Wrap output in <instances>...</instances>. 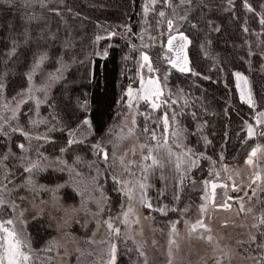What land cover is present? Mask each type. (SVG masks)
Here are the masks:
<instances>
[{"label": "rangeland", "instance_id": "rangeland-1", "mask_svg": "<svg viewBox=\"0 0 264 264\" xmlns=\"http://www.w3.org/2000/svg\"><path fill=\"white\" fill-rule=\"evenodd\" d=\"M163 2L169 3L157 0L153 5L154 10L147 14L143 7L144 28L138 42L137 75L136 80L130 83L136 90L139 88L138 74L161 78L164 94L157 103L166 100L167 104H162L160 113H156L159 109L153 110L150 103L143 101L134 102L130 108L126 96L129 84L116 116L98 136L93 137L91 127L80 125L77 120L66 126L68 128L62 127V117L54 107L53 91L67 77L75 79L77 69L86 61L90 70L92 59L89 57L104 56V50L95 47L101 46L96 45V39L84 57L81 51L66 57L65 52L59 48H55L58 51L52 53L46 50L37 53L27 69L26 84L16 93L7 90L9 75L5 71L9 68L8 64L2 68L0 83L4 84V89L0 91V187L6 184L11 192L4 195L9 203L0 208V219H13L16 228L26 232L35 249L34 264H103L111 243L117 245V264H264V248L258 247L264 244V236L261 235L264 233V224H261V219H264V137L259 135L264 130V123L258 126L256 121L247 122L253 125L257 133L253 138L261 137L257 143L262 148L260 159L254 160L251 166L245 163L247 158L237 165L227 164L222 153L219 158H215L204 151L198 152L187 142L186 122L182 112L187 113L189 100L181 90L174 96L170 92L168 78L163 79L172 67L164 60L166 47L160 57V65H156L152 59V52L156 53V47L161 46L163 36L183 32L180 28L184 23L182 17L185 16L177 15L171 19L175 30L171 32L167 20L159 16V12H164L160 8ZM249 2L255 5L252 7ZM246 4L251 6V10L246 7L260 23V29L250 31L245 27L244 43L250 46L252 52L260 47V55L264 59V24L261 23L264 20V0H247ZM141 52L150 56L157 72L148 73L147 68L139 67ZM41 55H46L47 59L34 73L31 81V86L37 90L28 93L26 90L30 84L27 74ZM71 70L74 71L69 73ZM237 72L247 77V90H250L254 101L249 75L243 70L234 71ZM21 92L23 95H18ZM238 93L240 97V89ZM30 95L35 99L29 100ZM21 100L27 103L20 104ZM36 100L43 101L38 108ZM14 112L16 119H13ZM260 112H264V109L256 111L255 117ZM165 113H168L169 120L168 143L182 152L192 149L197 167L185 172L183 187L179 180L180 173L175 169V159H166L162 162L163 168L157 167L154 172H150L144 182L152 187L155 195L147 192V200L152 205L148 208L141 203V189L138 185V181L143 180L141 157L147 154L141 145L155 146L157 141L149 139L151 132H144V128L147 126L155 131L159 138L164 129L162 120L158 118H162ZM31 121L38 123L33 125ZM204 122L198 120L196 125ZM18 127L22 132L13 131ZM197 128L203 130L204 126ZM245 128L247 133L246 125ZM72 130L76 134L69 137L68 133ZM173 131H180V136L173 137ZM22 133H27L31 139H26ZM44 136L48 139H37ZM202 137L206 138L205 134ZM70 138L80 143L69 146L67 140ZM20 144L27 151L19 148ZM93 145H99L100 149L108 153L107 162L103 159V153L98 154ZM61 148L67 150L61 152ZM9 149L14 155L9 154ZM6 154L7 159H4ZM77 157L80 158L78 162ZM121 158L123 165L120 163ZM130 161L137 163L130 164ZM29 162H38L43 170L26 172ZM124 167L130 171L120 175ZM186 168V165L182 166V169ZM257 173L260 175L258 180L255 179ZM113 175L122 181H130L131 199L115 190L123 185L114 183ZM29 180L31 183H28ZM205 180L218 185L214 190V202L210 196L205 199L213 191L211 184L205 189ZM234 185L238 191L233 190ZM184 188L186 192L182 198ZM175 196L180 198L175 199ZM13 202L17 205L15 209L11 206ZM225 202L230 205L229 208L219 207ZM129 207L132 211L127 216V223H122ZM158 208H166V214L157 211ZM109 220L115 228L120 229L119 235H109L110 230L105 223ZM198 220H202L206 227L192 231L191 224ZM173 222H176L175 231ZM35 228L39 229V235L34 233Z\"/></svg>", "mask_w": 264, "mask_h": 264}, {"label": "trees", "instance_id": "trees-1", "mask_svg": "<svg viewBox=\"0 0 264 264\" xmlns=\"http://www.w3.org/2000/svg\"><path fill=\"white\" fill-rule=\"evenodd\" d=\"M145 3L146 0H0V74L8 64L7 90L16 93L26 84L27 69L42 50L52 53L59 48L66 57L81 51L84 57L96 36L106 37L96 41L101 46L95 47H101L107 55L89 57L91 69L86 61L77 69L75 79L67 77L52 94L62 127L68 128L75 120L82 125L88 117L93 137L98 136L116 116L127 86L136 80ZM246 3L247 0H169L160 6L165 20L177 15L186 17L180 29L191 41L186 50L191 71L181 73L171 67L167 75L170 92L177 96L181 90L189 100L187 113L182 112L187 142L198 152L215 158L222 153L225 163L232 165L244 162L261 139H249L245 122L253 121L256 111L264 109V59L260 47L253 46L257 50L252 52L243 39L245 27L258 31L260 23ZM110 32L118 35L107 38ZM166 39L163 36L161 46L152 52L156 65L162 62ZM235 70L249 75L255 107L240 99ZM160 112L161 109L156 113ZM198 120L205 122L196 125ZM197 126L204 128L199 130ZM185 192L186 188L182 198ZM38 230L35 228L37 235Z\"/></svg>", "mask_w": 264, "mask_h": 264}, {"label": "snow or ice", "instance_id": "snow-or-ice-1", "mask_svg": "<svg viewBox=\"0 0 264 264\" xmlns=\"http://www.w3.org/2000/svg\"><path fill=\"white\" fill-rule=\"evenodd\" d=\"M166 2H169V0H166ZM181 2H184V0H181ZM157 3V0H146L145 6H144V12L147 14L150 11H153V5ZM249 7V10H251V6L247 5ZM160 17L165 16V12L161 11L159 12ZM182 19H186V17H182ZM165 21H159L158 23H163ZM168 29L171 31H175L173 28V21L171 19H168L166 21ZM261 23L264 24V20H261ZM246 30V29H245ZM128 31H131V29H128ZM118 35L115 32H110L108 34L107 38H111L113 36ZM163 35V34H162ZM96 41L99 42L101 40L106 39V37L103 36H96ZM191 43L189 41L188 37L184 35L183 32H177L176 35L169 34L166 39V51L164 52V60L166 63L170 64L172 68L178 70L181 73H186L190 72L191 69L188 67V57L186 54V48L187 45ZM107 55V52L105 51L104 53ZM47 59L46 55H41L39 59L35 61V64L33 66V69L31 72L27 74L28 81L30 84V87L26 90L28 93H33L37 89L34 88V86H31V81L34 73L40 68V65L44 62V60ZM139 67L140 68H147L148 73H155L158 71L157 68H155L152 64V59L146 52H141L140 53V62H139ZM140 75L139 79V88L134 90L131 84L127 88L126 96L128 98V106L131 108L133 106L134 102H139L143 101L145 103H150V106L153 110L159 109L162 107V104H167V101H162L160 103H157V101H160V98L163 96V86L161 85L159 77H156L154 75H149L145 77L142 74ZM236 77V87L240 89V99L244 102H246L248 105L251 107H255V102L252 99L251 92L250 90H247V77L244 76L242 73H235L234 74ZM164 80H167V74L163 77ZM4 89V84L0 83V91ZM18 95H23V92L18 93ZM15 99V97H13ZM29 100H34L35 97L30 95L28 97ZM27 103V101L21 100L20 104ZM43 103V101L36 100V107L38 108L39 105ZM84 107H87V104L84 105ZM19 108V105H18ZM16 114L14 112L13 119H16ZM158 120H162L163 124V133L161 136L158 138L157 134L155 131L150 130L147 126L144 128V132L148 133L151 132V135L148 137L151 140H156L157 143L155 146H150L148 144H143L141 145L142 149L147 150L146 155H142L141 157V163H140V168H141V173L143 175V180L138 181L139 188L141 189V203L144 204L146 207L151 208L152 205L150 202L147 200V189L150 187L146 182L148 178V174L150 172H154L157 167L163 168V163L161 162L160 159L157 158L155 153L159 152L161 149L165 151L166 156L169 160L172 159V157L175 156V169L177 172L180 173V184H183L184 179L186 178L185 172L190 171L192 168L197 167L196 161L191 159V156L193 155V150L192 149H187L184 151L182 154H176L172 150V146L168 143V128H169V120H168V113H165L162 118H158ZM173 120H175V113L173 114ZM256 123L257 124H262L264 123V112H260L256 115L255 117ZM33 125H36L38 122L37 121H31ZM133 123L135 124V119H133ZM246 123L247 127V135L249 139L253 138L254 136L257 135L255 132V129L252 124ZM83 125H87L91 127V122L88 119H84L82 121ZM13 131H21L22 130L18 127L16 129H13ZM131 131V130H130ZM26 139H31V137L28 136L27 133H22ZM76 134L75 130L69 131L68 135L69 137H74ZM173 137H179L180 136V131H173L171 134ZM260 136L264 137V130H262L259 133ZM37 139H45L47 140L48 138L46 136L44 137H37ZM160 140L163 141V143H160ZM75 143H80V141H77L73 138H70L67 140V144L71 146L72 144ZM175 143V140L173 141ZM182 146V145H180ZM19 148L24 149L27 151V149L24 148L23 144L18 145ZM93 148L98 150L99 152L103 153V159L105 162L108 160V153L106 151H103L100 149L99 145H93ZM67 149L61 148L60 151L64 152ZM262 151L261 145L257 144L255 147H252L250 154L248 155L245 163L247 165H253L254 160H259L260 156L259 153ZM9 154L11 153V150L9 149ZM14 155V154H12ZM42 155V153L40 154ZM187 158V159H186ZM4 159H7V154L5 155ZM21 159H27V157H21ZM79 157L76 158L77 162L79 161ZM150 163H147L149 162ZM30 166L25 169L26 172L32 173L34 171H42L43 168L38 162H29ZM61 163H64L61 161ZM121 165H123V158H121L120 161ZM130 164H136V161H130ZM0 164H2V161H0ZM186 165V169H182V166ZM6 168V165L4 166ZM63 170V169H61ZM71 170V169H69ZM130 171L129 168L124 167L123 171L121 172L120 175H125L128 174ZM134 175V174H133ZM163 178V177H162ZM5 179H7V176L5 175ZM231 179V178H229ZM255 179H260L259 173L256 174ZM112 180L116 184H122L123 187L115 189L116 191L123 192L125 196H127L129 199H131V194H132V188L129 187L130 181L127 180H120L118 176L113 175ZM28 183H31V180L28 181ZM2 184V182H0ZM211 184V189L213 190L210 194H207L205 199L209 198V196L212 198V201L214 202L215 200V189L218 186L216 183L205 180L203 181V185L205 189H207L208 185ZM221 187H226V185H220ZM234 191H238L239 189L233 186ZM11 190L7 188L6 184H3L2 187H0V208L3 206L7 205L9 202L4 199L5 193L10 194ZM103 195V194H102ZM175 199H179V196H175ZM107 198L105 197V200ZM231 199V197H229ZM242 199V198H241ZM12 208L15 209L17 205L15 203H12ZM219 207L223 208H229L230 205L225 202L223 205H219ZM157 211H160L162 214H166V208H158L156 209ZM172 211H175L176 209H171ZM204 210V206H201V211ZM132 211L131 207L128 208V211L124 213L125 219L122 221V223H127V216L128 214ZM184 211H187L185 209ZM241 211H243V206H241ZM22 215V213H21ZM23 224V221H21ZM107 224L109 231V235H119L120 234V229L115 228L113 226V223L109 221H105ZM175 223L173 222L172 227L173 231H175ZM261 224H264V219H261ZM191 230L195 231L198 227L200 228H205L206 225H204L202 220L196 221V223L191 224ZM262 236H264V233H261ZM210 240L211 237H208ZM253 240H255V237H252ZM170 244L172 241L169 242ZM258 247L264 248V244L258 245ZM35 249L32 248V241L31 239L27 236L26 232L23 229L18 230L14 224L13 219H0V264H34L33 261V253ZM143 253H141L142 255ZM103 264H117V245L115 243H111L108 251H107V259L103 261ZM171 264V262H169Z\"/></svg>", "mask_w": 264, "mask_h": 264}, {"label": "crops", "instance_id": "crops-1", "mask_svg": "<svg viewBox=\"0 0 264 264\" xmlns=\"http://www.w3.org/2000/svg\"><path fill=\"white\" fill-rule=\"evenodd\" d=\"M234 74H235V73H234ZM234 80H235V85H236V78H235V75H234ZM237 91H238V89H237ZM238 94H239V93H238ZM253 121H256L255 118H253ZM257 125L260 126V124H257ZM162 143H163V142H162ZM154 145H155V144H154ZM171 146H172V145H171ZM172 150H173V152L176 153V154H182V153H183L181 150H178V149H176V148L173 147V146H172ZM155 155L157 156L158 159L161 160V162H165V160L168 159L167 156H166L165 151L162 150V149H161L159 152L155 153ZM174 159H175V156L172 157L171 161H174ZM186 159H187V158H186ZM191 159L195 161L194 156H191ZM194 169H195V168H193V170H194ZM182 187H183V184H182ZM182 187H181V188H182ZM147 192H148L149 195H152V196L155 195V193H154L152 187H148ZM180 195H181V193H180ZM179 198H180V197H179ZM178 201H179V200H178Z\"/></svg>", "mask_w": 264, "mask_h": 264}]
</instances>
